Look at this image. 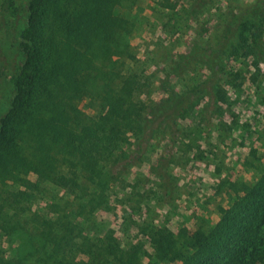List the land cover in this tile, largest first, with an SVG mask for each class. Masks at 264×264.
<instances>
[{"label":"trees","instance_id":"trees-1","mask_svg":"<svg viewBox=\"0 0 264 264\" xmlns=\"http://www.w3.org/2000/svg\"><path fill=\"white\" fill-rule=\"evenodd\" d=\"M124 1L28 0L19 34L21 60L11 77L9 107L0 117V186H24L23 176L32 174L34 188L52 183L81 198L91 193L83 179L100 190L91 199L94 210L106 202L107 186L120 179L121 169L141 161L153 141L177 133L180 121L191 116L201 101L210 109L199 110L200 122L226 102L221 75L230 60H249L254 68L261 62L264 0L243 11L241 4L236 8L220 0H166V6L178 9L185 27L199 22L200 32L207 34L202 44L192 41L186 54L171 61L172 73L182 76L205 70L208 76L181 94L164 90L167 96L157 103L169 104L167 109L137 101V91L125 80L118 89L105 88L101 113L88 116L79 108L84 96L81 76L95 68L96 58L128 53V22L115 14ZM212 12L215 24L209 17L201 23V17ZM103 173L109 177L107 182L101 180ZM228 190L229 205L209 231L181 229L179 236L166 227L148 231L145 235L157 263L147 264H264L260 247L264 243V172L253 185L235 181ZM34 197L19 190L10 201L2 202L18 209L21 201ZM45 234V242L53 245L52 257L60 253L63 259L50 263L47 254L44 263L74 264L63 254L69 239ZM99 242L78 245L77 253L89 261L77 264H141V245L123 248L110 232ZM0 264L12 263L0 259Z\"/></svg>","mask_w":264,"mask_h":264},{"label":"rangeland","instance_id":"rangeland-1","mask_svg":"<svg viewBox=\"0 0 264 264\" xmlns=\"http://www.w3.org/2000/svg\"><path fill=\"white\" fill-rule=\"evenodd\" d=\"M258 1L219 2L232 3L236 8L241 4L243 11ZM27 3L0 0V117L9 107L11 77L21 60L18 43ZM166 3L125 0L116 8L115 14L128 22L130 55L96 58L95 68L81 76L84 96L79 108L86 115H99L104 89H118L125 80L137 91V101L167 109L169 104L157 103L167 96L164 90L181 94L208 76L205 70L184 72L182 76L172 73L171 61L186 54L192 41L202 44L207 34L200 32L199 22L185 27L178 9L172 10ZM206 17L215 24V13L204 14L201 23ZM211 34L213 40L216 32ZM262 53L257 68L250 66L249 60H230L221 75L226 102L200 122L199 110L210 109L201 101L191 116L180 121L177 133L153 141L141 161L121 169L120 179L107 186L106 202L94 210L91 199L100 190L83 179L91 193L81 198L52 183L34 188L32 174L23 176L24 186H0V259L12 264H46L44 257L49 254L50 263L62 260L60 253L52 257L53 245L45 242L47 232L69 239L64 257L74 264L88 262L89 257L77 253L76 247L88 242L100 244L110 232L123 248L142 246L139 263H157L145 235L151 229L166 227L179 236L181 229L207 232L213 228L221 210L229 205V185L240 181L251 186L264 172V45ZM130 141L133 145L134 140ZM108 178L103 173L101 180L107 182ZM19 190L32 193L35 199L21 201L18 209L2 202L10 201L12 193ZM260 247L264 251V243Z\"/></svg>","mask_w":264,"mask_h":264}]
</instances>
